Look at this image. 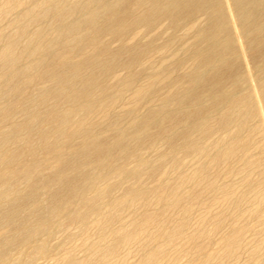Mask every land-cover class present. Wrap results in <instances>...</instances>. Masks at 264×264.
I'll return each mask as SVG.
<instances>
[{
	"label": "bare ground",
	"instance_id": "1",
	"mask_svg": "<svg viewBox=\"0 0 264 264\" xmlns=\"http://www.w3.org/2000/svg\"><path fill=\"white\" fill-rule=\"evenodd\" d=\"M27 1L5 0L3 4H0L2 15L0 18L6 17L9 12L11 14L15 8L24 6ZM127 1L129 0H78L76 2L74 0V3L66 4L67 0H39L31 8L21 11L17 9L19 14L13 24L16 26L15 31L11 32L7 29L8 33H0V44H2L0 47V97L2 99L15 97V100L0 106V124L4 123L5 126L7 123L6 129L0 130V221L9 228V234L0 239V264H10L11 261L13 264H25L24 256L15 257L18 254L12 256L13 249L22 252L31 247L32 255L26 258L32 261L39 257H46L50 252V250L47 252L46 248L48 238L55 234L53 221L63 212L68 213V221L78 224L83 233H87L94 227L102 237L106 234L112 221L122 217L121 212L125 210L124 207L127 203L131 206L138 204L149 206L152 202L160 203L162 209L159 208L162 215L177 208L180 209V205L185 199L179 191L181 183L171 185L162 179L163 186L160 190L147 189L142 185L135 186V183L140 181L144 174L152 177L155 170L166 171L169 169V167L163 168V165L166 164L164 160H161L157 165L146 160L144 157L146 151L158 150L160 147L158 143L161 142L172 151H179L185 156L193 155L198 160L206 158L211 165L226 164V168L230 170L233 162L231 160L239 152H243L241 155L243 158L246 155L247 144L243 142L241 136L244 125L257 115L264 122V81L257 79L253 72L254 70L260 72L264 70V0H226L227 8L224 5L225 0H136V4L147 5V11L141 14H135L130 5L131 2L127 3ZM201 11L205 12L209 18V26L202 37L210 42L206 47L196 51V61L188 73L174 80L171 79L170 84L173 89L162 95L161 105L134 117L125 129L119 127L113 129L112 126L106 135H96L92 127H87L89 116L95 114L96 111L101 110L107 113L106 111L109 110L111 113V107H116V104L122 101L125 89L133 84L132 79L136 74L131 77L133 72L130 76L128 75V78L117 82V84L111 82L113 86L117 85L113 89L107 79L110 77L109 75L115 73L116 68L119 67L131 69L138 62L140 63L139 60L144 53L143 51V53L139 52L137 46L132 44L130 52H128L129 56L124 51L128 58L126 60L122 58L120 61L117 59L118 50L109 49L108 45L101 42L100 35L108 33L114 37L122 38L131 29L142 27L146 33L156 27L157 21L159 22L163 17L168 20V25L175 29L194 21ZM42 20L53 21L55 27H51L53 28L52 32L47 33V29L39 27L30 33L29 23L36 22L38 26L40 25L39 21L44 24ZM45 26L48 27V24ZM24 36L27 37V40L22 44ZM108 37L103 39L106 41V39H110ZM57 46H60L59 50L56 49ZM19 49L21 51H18ZM123 49L125 48L123 47ZM26 54L34 57V61L24 63L22 60ZM218 56H224L220 65L210 73L203 72L202 68L211 65ZM239 57L244 60L246 71L243 70L245 65L239 62ZM128 74H130L129 71ZM35 78L49 84L38 87L37 94L25 96V88ZM155 81L157 79H151L147 84L135 89L133 98L136 104L142 99H146L154 91ZM245 81H249L250 90L247 93H240L239 89ZM228 87H231V90L227 93L225 90ZM29 89L30 93L33 92L28 86ZM22 97L25 98L24 102L27 100L29 103L27 102L28 104L25 106L22 104L21 107L18 104V99ZM206 97L209 98L208 103L205 101ZM49 100H52L53 103H49ZM53 100L58 104L60 101L61 104L65 102L64 105L67 103L71 107L60 109L59 107L62 106H56L57 104L55 105ZM134 110L135 107L129 111V114ZM18 112L23 114V120L20 121L19 113L15 117L19 116L17 118L19 122L18 120L13 121L12 118ZM77 112H81L80 115L83 114V117L74 120ZM208 118H213L215 125L208 123ZM95 119H93L94 122ZM94 122L92 121L93 124ZM116 122L118 123L117 120ZM165 123H170V128L166 127ZM234 124L236 127L232 128ZM1 126L3 128L2 124ZM219 132L221 135L216 137ZM193 133L194 135L198 133V137L191 138ZM33 135L37 136V144H33L35 141L32 143ZM213 136L211 143L204 145V142ZM77 138L80 141L73 145ZM16 143H20L18 147L9 148L8 145ZM143 145L145 146L144 152L141 150ZM39 150L43 153L41 160L35 156ZM25 155L31 156L30 161H23ZM54 156L58 157V160L57 163L52 164L50 160ZM167 156L169 157V153L162 151L159 157L163 159ZM259 158L262 159V157ZM116 159L120 162L114 163ZM131 162L136 164L129 167ZM193 163L190 167L193 166ZM14 164L15 166H13ZM180 164L173 155L170 169H178ZM206 165L207 163L201 164L199 168L201 170L199 178L202 181H204L203 172L206 170ZM43 166L52 167L48 173L44 174ZM113 178L115 180L111 181ZM125 180L136 181L128 186L126 195L121 198H114L113 195H110L114 188L123 186ZM156 182L160 184L158 180ZM21 185L24 187L18 189ZM207 186L211 190L215 188L213 182ZM224 194V200L232 198V194L228 190L224 191ZM42 195L46 196L48 201L46 204H42ZM110 196L112 197L110 198ZM107 197L110 199L108 198L109 200L106 201ZM194 198L198 197L195 195ZM237 202H241L240 198ZM256 203L257 206L253 210L260 218L264 205V190L257 196ZM70 207L73 208L70 209ZM151 208L156 210L155 207L153 209L151 206ZM185 212L188 214V210L185 209ZM33 215L35 219L27 223L26 221ZM222 215L224 216V212ZM128 217L130 218V216ZM157 218L153 213L146 211L137 227L131 232H126L125 228L116 226L115 229L112 228V234L114 236L116 234L117 239H113L112 243L108 241V244L94 243L92 245L91 250L98 253V258L88 256L89 258L78 260L73 253H68V250V254L65 252L63 261L65 264H95V262L97 264H120L123 261V258L120 257L122 252L119 254L120 249L136 242L139 243V239L147 233L148 226L155 221L158 222ZM239 220L241 221V219ZM161 223L166 224L164 220L159 221L157 224L160 228ZM220 223V220H216L214 229L219 228ZM72 226L70 230H72ZM185 228L186 222L185 219H182L167 233V244H175L178 239L186 237L195 240L204 234V230H202L187 236ZM153 229L155 228H152V232ZM244 229L246 230L240 225L233 226L229 233H225L226 237L223 238V243L226 258L237 257V252L242 247L241 239ZM220 230L222 231V229ZM6 231L8 232V230ZM42 236H46V239L40 238ZM94 236L96 235L94 234ZM156 236L158 235L156 234ZM245 237L243 238L245 239ZM150 240L148 239V242ZM157 242L159 243V241ZM262 244H255L253 249L249 248L248 250L252 249V253L258 255L263 247ZM198 248L203 250L202 246ZM127 252L125 251V253ZM145 253L140 264H160V258L164 255L165 249L162 247L151 248ZM125 256L128 257V255ZM129 256L131 257V255ZM211 257V255H206L202 261L200 260V264H209L208 261ZM53 259L52 262H54ZM259 264H264V260Z\"/></svg>",
	"mask_w": 264,
	"mask_h": 264
},
{
	"label": "rangeland",
	"instance_id": "2",
	"mask_svg": "<svg viewBox=\"0 0 264 264\" xmlns=\"http://www.w3.org/2000/svg\"><path fill=\"white\" fill-rule=\"evenodd\" d=\"M4 1L5 0H0V4H3ZM37 1H39V0H28L24 6L15 8L14 10L11 11V14L9 12L7 15L8 17L3 16L2 18H0V20H2L1 21L2 23L0 22V33L1 32L2 33H4V32L8 33L7 29L11 32L15 31L16 26H14L13 24H15L14 21L19 14L17 9L19 11H21L22 9L25 10V9L31 8L32 6H35ZM67 1L69 2V0H67ZM76 1H78V0H75V2ZM68 2H66V4H71V3H74V0H72V1L70 0V3H68ZM127 3H130V5L133 7V11L135 14H141V13H145L147 11V9H146L147 5H143L144 3L143 4L142 3L136 4V0H129V1H127ZM224 5L227 8L226 0H225ZM198 15H197L198 17L194 21L189 22L187 25L180 26V27L175 28V29H174V27H170L168 25V20L163 17L161 20H159V22L157 21V25H155L156 27H154L152 30H150L149 32H146V33H144L145 31H144V28L142 27L143 29L142 28L131 29L130 30L131 33L129 31L127 33V35L123 36L122 38L114 37L108 33L104 34L103 36H102V34L100 35V40L103 44L108 45L109 49H111L113 51L118 50L117 59H120V61H122L121 60L122 58L125 60L128 58L127 54L129 56L128 52H130L132 44H134L133 46H137V48L139 49L138 50L139 52H141V53L144 52V53L141 55V58L139 60L140 63L138 62L137 63L138 65L136 64L137 66L134 65L131 69L119 67V68H116L117 73L115 72L112 75H109L110 77L107 79L110 81L109 82V85H110L111 82L117 84V82L124 81L126 78H128V75L130 76L133 72H134V74H132L131 77H133L136 74L135 77H133V79H132L133 84L130 87H128L127 89H125L123 99L121 102H119L120 104L118 103V104H116V107L115 106H113V108L111 107V109H112V111L110 109L111 113L109 112V110L106 111L107 113H105V111H101V110L96 111L97 113L95 112V114L93 113L91 115L92 117L89 116V118H88L90 120H87V122H88V123H86L87 127L88 126L92 127L94 130V133L96 135H106V134H108L107 131L110 130L112 126L114 127L113 129H116L118 127L125 129L129 126L131 119L153 109V107L161 105L160 99H161V97H163L162 95H164L165 93H167L173 89V88H171V84H170L171 81L174 80L175 78L181 77L183 74L188 73L190 71L189 69L191 68L192 64L196 61V56H195L196 51L198 49H202V48L206 47V45H208L210 42L208 40H204L202 37L203 33H205V31L207 30V28L209 26V18L207 17L206 13L202 12V11L199 12ZM1 16L2 15L0 13V17ZM262 19H263V17H262ZM42 21H44V24L40 23L41 21H39L38 24H40V25H38V26H37L36 22H34L33 24L29 23V32L32 33L39 27L47 29V33L52 32V29L55 27V26H53V21L52 22L49 20H46V21L42 20ZM46 22L48 24V27L45 26V25H47ZM30 24H32V25H30ZM41 24H43V25H41ZM49 26H50V28H49ZM11 27H12V30H10ZM51 27H53V28H51ZM13 28H15V29H13ZM136 31H137V33H135ZM105 36L106 37L109 36L108 38H110V39H108V40L106 39V41H105L104 40L106 38ZM26 40H27V37L24 36V39H22V44L26 43ZM123 40H125V41H123ZM1 46H2V44H0V47ZM123 47L125 49H123ZM121 48H122V50H121ZM145 48H147V49H145ZM20 49L18 51H21ZM56 49L59 50L60 46H57ZM126 50H127V52H126ZM120 51L122 52L123 55L121 54ZM124 51L127 54H125ZM249 54H251L250 51H249ZM124 55L126 58L123 57ZM119 56L120 57L122 56V57L120 58ZM228 56H225V57H228ZM223 57L224 56L216 57L213 60L211 65H207V66H204L202 68L203 72L210 73L216 66L220 65ZM78 58H79V56H78ZM238 60H239V62H242L245 65L242 57H239ZM22 61H24V63H30V62L34 61V57H31V56L26 54V55H24V58ZM120 68H121V70H120ZM117 69L120 72H118ZM133 69H134V71H133ZM243 70H245V71L247 70L246 65L243 66ZM128 71L130 74H128ZM253 72L256 75L257 79H261L262 81H264V70H262L261 72L254 70ZM151 79L152 80L157 79V81H155L156 87L154 86V91H152L146 97V99L144 98L136 104L134 101V98H133L135 89L137 87H140L142 85L147 84L148 81ZM37 82H38V84H36ZM107 83H108V81H107ZM45 84H49V83L48 82H42L41 80H38L35 78L30 84H28L29 88H31L33 91L31 93H33V94L30 93L31 90L30 89L28 90V86H27L25 88L26 93L24 92L25 96L26 95L32 96V95L37 94L39 92L38 89ZM116 84H114V85L117 87ZM246 85H247V87H246ZM115 86H113L112 84L110 85V87H112V89L116 88ZM243 86H244V88H243ZM243 86H241V88L239 89L240 90L239 92L240 93H247L251 87L249 81L248 82L245 81ZM121 87H123V86H121ZM34 90H36V91H34ZM230 90H231V87L230 88L228 87L225 91L228 93V92H230ZM34 92H36V93H34ZM154 94H155V96H154ZM21 99H18L19 106H21L22 104H23L22 106H25L29 103V101H27V100H26V102L23 101V100H25L24 97H22ZM13 100H15V97H10V99L9 98L8 99H2L0 97V106H3L7 102H10ZM53 101H54L55 105L57 104L56 106H58V105L62 106V107H59L60 109H65L64 107L69 106V104H67V103H66L67 106H66V104L64 105L65 102H62V104H61V101H60L58 104V102L55 103V100H53ZM133 101H134V103H132ZM205 101H207V103H208L209 98L206 97ZM49 103H53L52 100H49ZM69 107H71V105ZM133 107H135L134 112H131L129 114V111L132 110ZM42 108H44V107H42ZM224 108H226V107H224ZM103 112H104V115H103ZM80 113L81 112L76 113V115L74 116V118H75L74 120H77L78 118L80 119L83 117V114L80 115ZM18 114H19V116L21 115L19 118L20 121L23 120V118H24L23 114L21 112H18L12 118L13 121L18 120V122H19V119H17L19 116L17 118H15ZM257 116H254L252 119H250L244 125V127H243L244 131L242 130V133L240 132L241 136L243 137V142H246V144H247L246 155H245V158H243V156H241V155H243V152H239V154H237V156H235V158L233 160H231L233 162L231 163L232 168L230 170H228V168H226L227 167L226 164L225 165L221 164L222 166L221 165H211L209 160H207L206 158H202L201 160H198V158H194L193 155L185 156L184 153H181L179 151H172L171 149H168L167 145H163V143L160 142V144L158 143V145H160L158 150H151V151L147 150L145 155L143 154L144 157L146 158V160H149L150 162H152L153 165H157L160 163L161 160L162 161L164 160V163H166L168 165H166V164H165V166L163 165V168L169 167V169H170L172 156L174 155L177 158V160L179 161V163H181L178 166V169L177 168L175 170H173L174 168L173 169L171 168L170 170L168 169L169 171L172 172V173L170 172L171 175H170L168 170H166V171L165 170H155V173L153 175L154 177L153 176L148 177L147 174L146 175L144 174L145 176L143 175L144 177L142 176V179L140 181H137V182L135 180H131V181L125 180L122 184L123 186L114 188L110 194V195H113L114 198L124 197L127 193L126 189L128 188V186L131 185V183H134V182H136L135 186H141L142 185L144 188H147V189L150 188L151 190H154V189L160 190L163 186L161 183L162 179H164L163 181H167L171 185L181 183V186L183 188L180 186L179 191L182 195H184L185 199L182 201V203L180 205L181 207L179 206L180 209L177 208L174 211L173 210L171 212L169 211L170 213L168 212V213H165L164 215H162L161 211H160L162 209V207H160V206H162V205H159L160 203L152 202V203H150L149 206H143L141 204L131 206V204L127 203L128 205L125 204L124 208L128 212L123 210L121 212V215L123 214L122 217H120V219L112 221L111 226L107 229L106 234L102 237H101V234L99 233V231L96 228L94 229V227H92L87 233H83L81 231L80 227H78V224H73L70 221H68V219H67L68 213L63 212L62 215H59L58 217L55 218V221H53L54 223L52 225H53V227H55V234L52 237L48 238V243L46 245V248L48 249L47 252L49 250H50V252L47 253L46 257H39L33 261L26 258L27 256L32 255L31 251L33 252V249L31 247L27 248L25 251H22V252H21V250L18 251V249H16V250L13 249L11 252L12 256H14L16 254H18V255H16L15 257H18L19 255H20V257L24 256L25 259H24V257H23V259L25 260V264H29V263L35 264L36 261L39 259H42V260L38 261L39 264H47L48 262H49V264H56V263L60 264L61 262H62V264H65V261H63V257L68 253H73L75 258L78 260L86 259L88 256L89 257H95L96 256L95 258H98V253H95L91 250L92 245L94 243H98V244H100V243L106 244L107 243L108 244L109 242L112 243L115 239H117L118 236L116 234H115V236H114V234H112V228L113 229H115L116 227L117 228H119V227L125 228L126 232H131L132 230H134L137 227L138 223L142 219V216L147 211V212L153 213L156 218L158 217L157 218L158 222L155 221L148 226L147 233H145L143 235V237L141 239H139L141 243L136 242V243L130 245L131 247L126 246V247H122L120 249L119 254L122 252L120 254L121 255L120 257L123 258V261L120 264H140L142 261V258H144L145 254H146L145 252H147L148 250H151V248L156 249L159 247L164 248L165 253H166V254L164 253V255L161 256L160 264H166V263L167 264H178V263L179 264H200L201 263L200 260L202 261L206 255L212 256L210 258V260L208 261L209 264H254V262H255V264L261 263L264 260L263 259L264 258V214H263L264 213V205L262 207L260 218L257 217V214L254 213L253 209L256 208V206H257V203H256L257 196L260 195L261 192L264 190V172H263L264 171V122H263V120L260 119L261 117L259 115H257ZM93 119H95V122ZM110 119L112 122L110 121ZM119 119H120V121H119ZM116 120L118 121V123L116 122ZM92 121L94 122V124L92 123ZM113 123L115 124V126ZM208 123L215 125L213 118H211V119L208 118ZM1 124L3 125V128L1 126ZM1 124H0V130L6 129L7 123H5V126H4V123H1ZM165 126L166 127L169 126V128H170L171 124L165 123ZM234 126L236 127V125L234 124V125H232V128H235ZM245 126H246V129H244ZM95 128H96V131H95ZM97 131H98V134H97ZM245 131H246V133H245ZM220 133L221 132L217 133L216 137H217V135L218 136L221 135ZM193 135H194V133L191 135V138L198 137V133H195L194 136ZM213 138H214V136L211 139L206 140L204 142V145L210 144L211 141L213 140ZM33 141H35V142L33 143ZM37 141H38L37 136L33 135L32 136V143L37 144ZM79 141H80V139L77 138L73 145H76ZM19 144L18 143L13 144L14 147H12L13 146L12 144H11L12 146L11 145H8V146H9V148L14 149L15 147H18ZM162 145H163V147L161 148ZM144 148H145V146L143 145L141 147V150L143 152L145 151ZM162 151L168 152L169 157L167 156V157L161 159V157H159V156H160ZM158 153H159V155H158ZM179 153H181V154H179ZM42 154H43L42 151L39 150L37 152V155H35V156L39 160H41ZM28 156L29 155L23 156V161H26V160L30 161L31 156H29V157ZM151 156H152V158H151ZM170 157H171V160H170ZM259 157H262V159ZM184 158H186V159H184ZM57 160H58V157L54 156L53 158H51L50 162L52 164H55V163H57ZM118 161L120 162V160L116 159L114 163H118ZM193 161H194V163H193ZM199 161H200V163L198 164ZM192 163H193V166L190 167V165H192ZM206 163H207L206 170H205V172H203L204 181H202L201 178H199V174L201 173V170H199V168H200L201 164H206ZM135 164L136 163L132 164V162H131V165H129V167H132ZM13 166H15V164ZM180 166H182V167H180ZM51 167L52 166H50V167L49 166H46V167L43 166L42 167L43 173L44 174L48 173L51 170ZM249 167H251L252 169ZM251 170H252V172H251ZM164 172H165V174H164ZM233 174H234V177H233ZM251 174H252V176H251ZM188 176H189V178H188ZM210 176H211V178H210ZM146 177H147V179H146ZM228 177H230V178H228ZM149 178H151V179H149ZM114 180H115V178H113V180H111V181H114ZM147 180H149V181H147ZM152 180H153V183H152ZM157 180L160 182V184L158 182H156ZM210 182H213L215 185V188L213 190L209 189L207 186V184H209ZM252 182H253V184H252ZM23 187H24V185H21V187H19L18 189H21ZM121 187H122V189H121ZM228 188H230V189H228ZM116 189H118V190H116ZM227 190L229 192H231L232 198L226 201V200H224V196H225L224 191H227ZM158 192H162V191H158ZM186 192H188V193H186ZM166 193L167 192L165 191V194ZM192 193H193V195H192ZM222 193H223V195H222ZM186 194H187V196H186ZM237 194H240V195L238 196ZM195 195L198 198H194ZM111 197L112 196H110V198ZM247 197H248V199H247ZM108 198L109 197H107L105 200L107 201ZM236 198H237V200H236ZM238 198H240L241 202H237ZM41 200H42V204L43 203L46 204L48 202L45 195L41 196ZM232 201H233V204H232ZM241 204H242V206L243 205L244 206L242 207ZM142 206H143V208L141 209ZM151 206L153 207V209L155 207L156 210H152ZM232 206H233V209H232ZM248 206H249V208H248ZM245 207L247 210L245 209ZM72 208L73 207H70V209H72ZM130 208H131V211H130ZM150 209H151V211H149ZM185 209L188 210V214L185 212ZM227 210H228V212H227ZM154 211L156 214L154 213ZM237 211H238V213H237ZM112 212H114V211H112ZM178 212H179V214H178ZM223 212H224V216L222 215ZM214 213H216V214H214ZM228 213H230V214L228 215ZM236 213L238 214V216ZM178 215H179V217H178ZM217 215H218V217H217ZM128 216H130V218ZM169 217H171V218H169ZM223 217H225V218H223ZM34 219H35V216L33 215L26 222L29 223L30 221H32ZM122 219H124V220H122ZM182 219H185V222H186L185 232H186L187 236L189 234L196 233V232H199L202 230H204L203 231L204 234L201 236V238H198L195 240H192V239H189L186 237V238L178 239L176 241L177 244L176 243L175 244H167V241H166L167 240L166 239L167 233L170 232L171 229ZM186 219H187V221H186ZM239 219H241V221ZM125 220H126V222H125ZM163 220L166 222V224L165 223L162 224L163 223L162 222L161 223L162 225L160 224L161 225V228H160L157 223H159V221L161 222ZM210 220H212V221H210ZM216 220H220L221 223H220L219 228L214 229ZM135 221H137V223H135ZM119 222L121 223V226H120ZM237 222H239V223L241 222V223L239 224ZM126 223H128V224L126 225ZM116 224H118V225H116ZM132 224H134V225H132ZM207 224H208V226H207ZM154 225H155V227H154ZM169 225H170V227H169ZM228 225H229V227H228ZM239 225H240V227L246 228V230L244 229L245 231H244L242 239H241L242 240V247H241L242 250L241 249L238 250L236 258H233V259L231 257L226 258L224 255V251H225L224 249L225 248H224V243H223L224 239L223 238L226 237L225 233H229L233 226H239ZM71 226H72V230H70ZM152 228H155V229H153V232H152ZM220 229H222V231ZM6 230H8V232ZM91 230H93V231H91ZM217 230H218V232H217ZM2 232L3 233L5 232V233L3 234ZM92 232L96 236L93 237L94 234ZM8 234H9V228L5 225V223L0 221V239L4 236L8 235ZM56 234H57V237H56ZM79 234H80V237H79ZM156 234L158 236H156ZM76 235L79 239L76 237ZM149 235L150 236L152 235L153 238H152V236L150 237ZM159 235L161 236V240H160ZM213 235H215V236H213ZM245 235H246V237H245ZM258 235H259V237H258ZM109 236H110V239H109ZM243 237H245L246 240ZM40 238L46 239V236H42ZM80 238H81V240H80ZM89 239H90V241H89ZM148 239L149 240L151 239L150 240L151 242L150 241L148 242ZM205 239H206V241H205ZM50 241H51V243H50ZM153 241L155 242V244ZM157 241H159V243ZM250 241L252 243H249ZM66 242H67V244H66ZM204 242H205V244H204ZM262 242H263V244H262ZM258 243H261L263 247H262V249L258 255H254L252 253V249L255 246V244H258ZM68 244H70L69 245L70 248L68 247ZM135 244H136V246H135ZM159 244H161L162 246ZM164 244L166 247L163 246ZM54 245H55V247H54ZM199 246L200 247L202 246L203 250L199 249L198 248ZM137 247H139V248H137ZM170 247H172V248H170ZM177 247H178V249H176ZM222 247H223V249H222ZM249 248H252V249L248 250ZM87 249H88V252H87ZM123 249H124V252H123ZM144 249H145V251H144ZM205 249H207V250H205ZM131 250L133 253L131 252ZM208 250H210V251H208ZM67 251H68V253H67ZM125 251H128V252L125 253ZM178 251L183 255H181ZM205 251H206V253H205ZM20 252H21V254H20ZM65 252H66V254H65ZM135 252H137V253H135ZM138 252H140V253H138ZM183 252L185 253V255ZM190 252H191V254H190ZM243 252H245V253H243ZM89 253H90V255H89ZM125 255H128V257ZM129 255H131V257ZM60 256H62V257H60ZM52 259L54 262H52ZM211 259L213 260V263H212ZM215 259H216V261H215ZM224 259H225V262H224ZM228 259H229V261H228ZM171 261H173V262H171ZM247 261H249L250 263ZM11 262L12 263H10V264H13V261H11ZM38 262L36 264H38ZM95 264H97V262H95Z\"/></svg>",
	"mask_w": 264,
	"mask_h": 264
}]
</instances>
